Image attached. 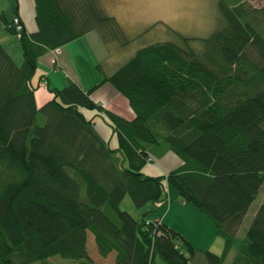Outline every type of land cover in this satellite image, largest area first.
<instances>
[{
	"label": "trees",
	"instance_id": "1",
	"mask_svg": "<svg viewBox=\"0 0 264 264\" xmlns=\"http://www.w3.org/2000/svg\"><path fill=\"white\" fill-rule=\"evenodd\" d=\"M218 23L204 37L179 35L138 47L89 88H49L38 102L39 58L96 29L126 43L118 19L100 0H34L36 29L21 19L22 60L0 41V264H95L93 234L109 264H264V196L245 234L237 229L264 180V2L216 0ZM20 16V15H19ZM21 18V17H20ZM109 82L133 110L127 117L91 97ZM84 110L103 112L117 139L111 146ZM171 151L180 162L144 171ZM174 186L180 200L212 220L221 252L194 246L159 217L146 215ZM129 195L137 217L120 207ZM150 206V207H149Z\"/></svg>",
	"mask_w": 264,
	"mask_h": 264
},
{
	"label": "rangeland",
	"instance_id": "2",
	"mask_svg": "<svg viewBox=\"0 0 264 264\" xmlns=\"http://www.w3.org/2000/svg\"><path fill=\"white\" fill-rule=\"evenodd\" d=\"M104 9L113 14L120 22L125 33L126 43H122L116 39H102L100 33L93 29L84 37L87 40L89 47L94 51L97 61H101L105 71H111L119 64L129 58L134 51L147 43L169 40L179 41V35L188 37H204L208 35L218 23L216 0H100ZM264 0H250L253 5H260ZM17 6V0H0V41L13 53V40L4 37L3 33L10 35L17 43V35L6 30L2 14L7 19H12ZM3 29V30H2ZM15 49V48H14ZM22 52V51H21ZM60 52L54 49V54ZM20 62V61H19ZM95 62L87 59L86 65L79 66V74L84 78L102 76L101 71L94 70L96 74L91 75V68ZM66 74V72H64ZM67 74H70L69 72ZM101 74V75H100ZM91 75V76H90ZM86 80V79H85ZM98 79H95L96 81ZM43 86V84H42ZM126 100V98H124ZM127 101V100H126ZM125 101V106L127 105ZM120 102V101H117ZM120 110L123 106L119 105ZM87 111V110H86ZM104 126L109 129L105 123ZM168 158L162 160L148 162L147 172L168 171L174 167L176 163L171 157L179 159L171 151ZM180 161V159H179ZM166 196L162 200V207L150 210L146 213L152 219L154 216H164L169 224L182 232L185 237L196 247L201 249H209L219 253L223 247V237L215 231V226L212 220L206 213L201 211L191 203H184L180 200L176 188L170 184L166 185ZM264 196V180L259 187L256 197L251 202L246 214L244 215L236 232L237 240L245 234V230L250 223V220ZM120 207L131 212L133 215L140 217L141 211H146V208H137L129 195H125L120 202ZM150 207V206H149ZM164 219V220H165ZM238 241L234 242L233 247L224 259L223 264H229L236 251ZM87 249L94 260L95 264H109L113 260V253L107 256L101 255L95 245L93 234L88 233ZM54 264H72L74 261L71 257H62L55 254L50 257ZM158 264H164L158 258ZM32 263V264H36ZM190 264V263H189Z\"/></svg>",
	"mask_w": 264,
	"mask_h": 264
},
{
	"label": "crops",
	"instance_id": "3",
	"mask_svg": "<svg viewBox=\"0 0 264 264\" xmlns=\"http://www.w3.org/2000/svg\"><path fill=\"white\" fill-rule=\"evenodd\" d=\"M17 12L20 15L21 19L23 20L25 27L27 30L32 31L36 29V22L34 19V0H17ZM15 13V12H14ZM14 15V14H13ZM3 30V29H2ZM89 32L80 35L68 42H66L64 45L60 47V52L55 55L54 50H49L46 53H44L38 60V67H37V72L35 75L32 77V81L36 83L39 79L40 76L45 75L47 79V86H39L36 89V96L38 99V102L41 103L45 99L49 98L51 96V92L49 88H56V87H61L68 83L69 81H75L77 82L82 88H89L91 85L94 83L98 82L101 80L102 76H94V77H86L82 78L79 74V66L83 67L86 65L87 59L89 61L95 62L92 65L91 68V75L96 74L97 72L94 70H98L97 68V57L95 56L94 51H92L89 47V44L86 39H84L83 36L87 35ZM4 37L10 39L11 41L13 40L14 45L13 47V53L10 51L9 48L5 46V48L11 53L13 58L16 61H21L22 60V52H21V47L19 44V41L17 39L14 41L10 35H6V33H3ZM66 72V74L64 73ZM70 74H67V73ZM101 73V72H100ZM90 75V76H91ZM101 75V74H100ZM86 79V80H85ZM95 79H98L94 81ZM91 97L94 100H97L104 104L105 106L116 110L120 112L121 114L130 117L133 115V110L127 103V101L124 99V96H122L118 90L115 89L109 82H103L101 83L98 87H96L92 93ZM120 101V102H117ZM125 101L127 105L125 106ZM119 105L123 106V110H120L118 107ZM84 113L87 117L92 118L95 122V125L99 132L107 139L109 140V143L111 146H116L117 145V139L115 137V134L112 130V127L110 125L108 117L103 113L99 112L96 110H89L85 111ZM107 124L109 126V129H107L104 124ZM170 152V151H168ZM166 152L163 154L158 160H162V158H168L170 153ZM177 165L180 161L179 159H175L171 157ZM147 164L144 166V171L147 172ZM149 173H159L157 171L149 172ZM161 173V172H160ZM162 200L158 201L156 204V207L160 209L162 207ZM167 215V214H166ZM161 215H155L154 217H159L162 220H164L165 216ZM169 224L168 220H164Z\"/></svg>",
	"mask_w": 264,
	"mask_h": 264
},
{
	"label": "built area",
	"instance_id": "4",
	"mask_svg": "<svg viewBox=\"0 0 264 264\" xmlns=\"http://www.w3.org/2000/svg\"><path fill=\"white\" fill-rule=\"evenodd\" d=\"M12 20H13V23L16 25V28L17 29H21L22 23H21L20 16L19 15H15ZM55 50H58V48H56Z\"/></svg>",
	"mask_w": 264,
	"mask_h": 264
}]
</instances>
